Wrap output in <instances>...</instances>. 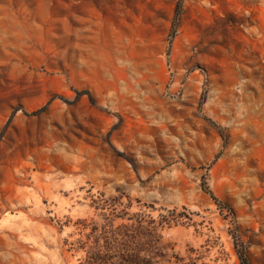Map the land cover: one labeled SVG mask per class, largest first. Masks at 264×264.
<instances>
[{"label": "rangeland", "instance_id": "1", "mask_svg": "<svg viewBox=\"0 0 264 264\" xmlns=\"http://www.w3.org/2000/svg\"><path fill=\"white\" fill-rule=\"evenodd\" d=\"M174 209L172 262L264 264V0H0V264Z\"/></svg>", "mask_w": 264, "mask_h": 264}, {"label": "trees", "instance_id": "2", "mask_svg": "<svg viewBox=\"0 0 264 264\" xmlns=\"http://www.w3.org/2000/svg\"><path fill=\"white\" fill-rule=\"evenodd\" d=\"M204 188L218 203L226 218H230L235 223L236 212L233 207L229 203L219 200L209 187L205 186ZM175 211L176 209L169 211L168 214H161L159 222L153 218L147 219V215L139 212L119 216L124 220L119 226H115V219L110 217L103 224L90 223L85 219L79 221L83 235L72 247L75 251L84 253L79 264H165V262L170 264H209L200 262L201 257L193 254L187 256L174 254L172 262L162 250L160 230H163L166 225H172ZM233 237L240 264H251L240 234L234 231ZM193 252L194 249H192Z\"/></svg>", "mask_w": 264, "mask_h": 264}]
</instances>
